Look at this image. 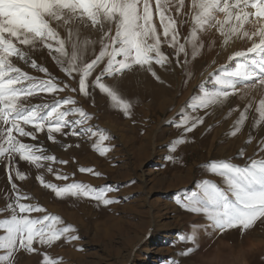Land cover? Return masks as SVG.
<instances>
[{
	"label": "snow or ice",
	"instance_id": "snow-or-ice-1",
	"mask_svg": "<svg viewBox=\"0 0 264 264\" xmlns=\"http://www.w3.org/2000/svg\"><path fill=\"white\" fill-rule=\"evenodd\" d=\"M60 28L66 35H61ZM84 30L97 33V37L82 36ZM205 37L211 40L209 50L216 42L212 37L219 39L221 48L237 40L248 46L229 56V61H235L234 68L222 66L213 73L209 82L214 87L208 89L202 84L185 106L188 112H182L174 121L173 126L183 128L185 135L169 145L170 153L187 142V133L204 124V116L191 113L223 107L230 97L240 93H258L259 98L253 95L242 110L232 109L239 116L230 135L235 137L250 115L253 128L264 125V0H0V164L4 165L10 185L5 193L6 205L0 208V216L7 213L0 218V264H18L19 252L36 253L40 247H51L62 238L67 243L79 239L72 234L76 231L73 226H58L63 223L60 217L33 215L45 213L46 209L27 202L33 197L15 182L28 178L20 170L19 162L36 169L45 168L44 162H68L57 160L56 156L46 154L42 145L25 142L23 138L36 141L38 134L43 133L48 141L59 143L56 134L65 139L98 136L95 150L100 155L110 151L103 147L109 135L88 125L93 117L76 106V99L57 98L69 85H62L47 67L38 64L33 53L47 50L67 77L78 76V88L70 91L91 97L98 90L110 98L113 107L130 117L132 104L122 99L116 86L106 80L135 71L150 73L163 83L157 68L186 71L189 58L195 60L205 50ZM164 47L172 49V53L162 51ZM90 48L91 58L85 59ZM21 65L43 73L44 77L31 75ZM45 95L52 96V101L32 103L33 97ZM210 114L205 111V115ZM252 139L250 135L248 143ZM61 147L67 149L72 145ZM238 158L244 163H234L232 159L207 162L206 172L222 178L223 187L203 180L196 185L197 191L175 201L183 210L202 215L207 228L221 234L232 229H240L243 234L258 221L264 222V140L253 156L245 158V150L241 149ZM167 160L175 163L176 156L170 154ZM46 171L53 173L51 164ZM79 171L100 175L92 168L81 167ZM55 177L69 179L59 172ZM36 179L60 199L88 198L105 207L119 203L107 197L112 186L96 189L79 182L57 186L46 181L43 174ZM194 228L184 238L193 245L199 231L198 226ZM192 251L188 248L183 255ZM42 264L59 261L43 254Z\"/></svg>",
	"mask_w": 264,
	"mask_h": 264
},
{
	"label": "rangeland",
	"instance_id": "rangeland-1",
	"mask_svg": "<svg viewBox=\"0 0 264 264\" xmlns=\"http://www.w3.org/2000/svg\"><path fill=\"white\" fill-rule=\"evenodd\" d=\"M60 29V32L64 30ZM64 32L61 35H65ZM208 39V37L204 38L206 47L202 54L195 60L189 58L190 63L187 65L186 71L184 70V74L181 72V76L183 75V81L180 84L181 92L173 96L170 95L171 101H174L175 98L182 101L165 106V96L156 98L155 95H158L153 92L151 96L145 97V88L142 87V83H138L139 96L142 99L137 107L139 111L136 115L124 120H117L113 124L108 123L103 117V120L101 119L100 106L96 103L95 98L93 103L87 102L88 113L93 111V114H90L93 119L88 122V125L91 122L92 125L95 123L94 129L103 130L109 135V139L103 145L110 149L106 155H100L94 146H91L93 142L95 144L98 142V136L87 138L85 140L87 143L84 141L86 144L84 147H77L71 136L66 140L59 134H56L59 143L45 140L47 138L43 133L38 134L36 141L23 138L25 142L36 145L40 143L38 146L42 145L46 150L49 148L46 154L56 155L57 160H64L68 163L44 162L45 168L36 169L26 162H19L20 170L27 173L28 178L15 182L22 191L33 197L32 202H27L37 203L46 209L45 213H34L35 216L54 214L53 216L60 217L63 223L58 226H73L76 231L72 234L78 235L79 239L71 243L61 239L51 247H40L38 252L32 254L21 251L17 256L18 264H42L43 254L59 261V264H264V252L260 251L262 248L253 247L250 243L253 242L254 245L260 243L264 247V222L258 221L252 229L243 234L240 229H232L221 234L207 228V221L202 215L183 210L175 202L177 199L190 195L192 191H197L196 185L203 180H209L223 187L222 178L206 172L207 162L232 159L234 163L242 164L244 160L238 158L241 149L245 150V158L251 157L257 153L260 141L264 140V125L253 128L252 115L235 137L230 135L239 116V112L232 111V109L239 107L242 110L253 95L257 96V99L259 98L258 93L248 92L247 95L240 93L230 97L229 102L223 107L191 113L204 116V124L199 125L193 132L187 133V142L179 145L175 153L169 152V145L185 135L183 128L174 127L173 123L179 119L182 112H188L185 106L194 94H197L200 86L203 84L208 89H212L214 85L209 81L213 73L218 72L222 66L230 70L233 69L227 57L228 53H222L224 56L221 54L219 39H214L216 42L210 50L207 47L211 40L209 39V42ZM243 45L247 44L243 42ZM162 51L172 53L173 50L164 47ZM91 55L90 48L85 59H90ZM33 58L37 60L38 64L47 67L62 85L70 83L69 88L59 93L57 98L72 97L73 92L70 91V88H73L74 84L78 85L75 83L78 81V76L75 79L67 77L47 55V50L33 53ZM21 66L23 69L25 68V71L26 69L28 72L31 71V75L44 77L43 73L31 69L27 65L26 67H24L25 65ZM134 77L135 75L130 79L135 80ZM112 80L107 79L106 82L110 83ZM94 94H98L105 101L107 100L105 95L98 91ZM86 98L88 99V97ZM52 99V96L45 95L42 98L38 96L32 98V103L51 102ZM205 111H210L211 114L205 115ZM230 112L231 114H229ZM115 114L117 113H114L113 118H115ZM250 135L253 139L251 143H248ZM67 141H71L70 145L75 149L69 147L72 149L70 151L69 148L61 147V150L63 149L61 151L59 146L69 144ZM170 154L176 156L175 163L167 160V156ZM49 164H51L54 173L49 174L55 176V173L59 172L69 177L68 180H57L56 177H53L55 179L51 180V183L63 186L79 182L96 189L112 186L107 197L118 200L119 203L105 207L102 204L98 205L94 200L84 198L75 205L76 198L70 196L63 198L64 201H61L63 199L60 198L57 199L56 196L52 197L54 201L49 197L41 200V197L37 196V189L43 187L36 185L37 176H33V174L34 172L38 174V171H44V169L47 172L46 167ZM81 167L92 168L100 175L81 173L79 171ZM9 190L10 185L4 165L0 164V208L5 207V193H8ZM51 194L54 195V193ZM73 203L74 206H72ZM65 205L68 206V209ZM6 215L7 213L0 218H4ZM152 223H156V227L153 229L150 225ZM194 226L199 228L195 245L184 240L196 230ZM150 230H154L153 233H150ZM0 234L3 233L0 232ZM139 238L142 240H138ZM34 247L39 246L34 245ZM188 248H192L193 251L189 255H183V252Z\"/></svg>",
	"mask_w": 264,
	"mask_h": 264
},
{
	"label": "bare ground",
	"instance_id": "bare-ground-1",
	"mask_svg": "<svg viewBox=\"0 0 264 264\" xmlns=\"http://www.w3.org/2000/svg\"><path fill=\"white\" fill-rule=\"evenodd\" d=\"M59 31H61V29H59ZM62 32H64V30L62 31ZM62 32H60V33H62ZM65 33V32H64ZM82 33H84L83 35H88V34H90L91 32L90 31H88V30H86L85 32L83 31ZM65 35H66V33H65ZM93 38H96L97 37V33H91L90 34ZM62 36H64V35H62ZM217 38V37H216ZM215 37H213V39H216ZM217 40V39H216ZM208 41H209V39H208ZM210 42V41H209ZM243 42L244 41H240V40H237V41H233V42H231L228 46H227V48H221V46H220V41H219V48H220V50H221V54L222 53H228V59H229V55H231L233 52H235V51H238V50H243V49H245L246 47H247V45H243ZM215 46V45H214ZM242 47V49H240ZM208 48V47H207ZM39 54V53H38ZM90 54V53H89ZM220 54V53H219ZM223 55V54H222ZM224 56V55H223ZM47 57V56H46ZM223 58V57H222ZM216 59H217V57H216ZM227 59V58H226ZM215 60V59H214ZM219 60H220V58H219ZM218 60V61H219ZM223 60V59H222ZM52 62V61H51ZM50 62V63H51ZM230 62V65H232L233 67L232 68H234V65H235V63H233L234 61H229ZM54 64V63H53ZM199 64V63H198ZM218 64V63H217ZM51 65V64H50ZM228 65V64H227ZM24 67H26V65L24 66ZM25 69V68H24ZM30 69V68H29ZM51 69V68H50ZM31 70V69H30ZM26 71H27V69H26ZM31 72V71H30ZM29 72V73H30ZM184 74V70H182L181 71V69L180 68H176L174 71H163V70H160V69H158L157 68V74L161 77V80L163 81V83H161L160 81H157L154 77H152L151 76V74L150 73H147V72H132V73H127L126 75H124L123 77H120V78H118V79H113L111 82H110V84H113V85H115L116 86V90H117V92H118V94L121 96V98L122 99H126V100H128L131 104H132V110H131V116H134V115H136V113L139 111L138 110V105H139V103H140V101L142 100L141 99V97L139 96V88H138V83H142L141 85H142V87H144L145 89V97H149V96H151L152 94H153V92H155V93H157V95L158 96H156L155 95V97L156 98H159V97H161V96H165L164 98H165V103H164V105L165 106H169V105H172L173 103H175V102H179V101H182V100H176V98L174 99V101L172 100H170L169 98L171 97V96H173V95H176L177 93H180L181 92V89H180V84H182L181 82L183 81V75L181 76V74L182 73ZM34 75V74H33ZM135 75V80H133V79H130L131 77H133ZM63 77V76H62ZM205 78V77H204ZM203 78V79H204ZM62 80V79H61ZM202 80V79H201ZM184 81H185V79H184ZM192 82V81H191ZM75 83L76 84H78V81H75ZM196 83H197V80H196ZM69 85H70V83H69ZM182 87H184V86H182ZM73 88H78V85H75L74 84V87ZM98 91V90H97ZM71 95V94H70ZM171 95V96H170ZM180 96V95H179ZM67 97V96H66ZM72 97L74 98V99H76L77 100V105L79 104V106H77V107H83L87 112H89V108H88V104H87V102H89V103H93V100H94V98H95V100H96V103L100 106V111H101V119L103 120V118L104 119H106V121H108V123H110V124H113L115 121H120V120H124V119H127V118H129V117H126L120 110H118L117 108H115V107H113V104H112V102H111V100H110V98L109 97H107L106 95H105V99H107L106 101L104 100V99H102L101 97H99V95L98 94H93L91 97H88V99L86 98V97H84L82 94H80L78 91L77 92H73L72 93ZM176 97V96H175ZM163 98V99H164ZM156 100V99H155ZM162 101H164V100H162ZM95 102V101H94ZM181 103V102H180ZM176 104V103H175ZM174 105V104H173ZM150 110H151V108H149ZM93 111H91L90 112V114H93L92 113ZM146 112V111H145ZM114 113H117V114H115L116 116H115V118H113V115H114ZM141 113V112H140ZM144 113V112H143ZM140 116V115H139ZM103 117V118H102ZM149 117V116H148ZM133 118V117H132ZM136 119V118H135ZM136 121H139V120H136ZM135 123V122H134ZM95 124V123H94ZM92 125V122L90 123V125L89 126H92V127H94L95 125ZM134 130H135V128H134ZM58 135V134H57ZM41 136V135H40ZM45 136V135H44ZM46 137V136H45ZM44 138V137H43ZM42 138V139H43ZM69 138V137H68ZM71 138H72V141H74L77 145H79V147H84L86 144L84 143V141L87 139V137H73V136H71ZM60 139V138H59ZM45 140H47V139H45ZM58 140V139H57ZM66 140H68V139H66ZM64 141V139L62 140V142ZM96 141V140H95ZM67 142H69V144H70V142L71 141H67ZM66 142V143H67ZM86 142V141H85ZM65 143V142H64ZM87 143V142H86ZM90 143V142H89ZM40 144V143H39ZM39 144H37V145H39ZM43 144V143H42ZM61 144V143H60ZM59 144V145H60ZM95 145V142H93V144L91 145V146H94ZM88 146V145H87ZM44 147V146H43ZM48 147V146H47ZM60 147V150H61V146H59ZM90 147V146H89ZM46 148V147H45ZM49 148H47V150H48ZM56 149V148H55ZM64 149V148H63ZM62 149V150H63ZM70 149V148H69ZM72 149H75V148H73L72 147ZM72 149H70V151L72 150ZM83 149V148H82ZM81 149V150H82ZM52 150V149H51ZM57 150V149H56ZM60 150H58V151H60ZM61 150V151H62ZM77 150H79V149H77ZM85 150V149H84ZM52 151H55V150H52ZM60 151V152H61ZM57 152V151H56ZM72 152H74V151H72ZM65 153V152H64ZM73 154V153H72ZM51 155V154H50ZM67 155V154H66ZM74 155V154H73ZM56 156V155H55ZM87 156V155H86ZM90 156V155H89ZM61 157V156H60ZM105 160V159H104ZM101 163V162H100ZM46 165V164H45ZM48 166V165H47ZM54 166V165H53ZM39 174H43L44 175V178H45V180L46 181H50V183H51V180H54L53 179V177H55V176H53L52 174H49V173H47V172H45V169H44V171H38V174L36 173L35 174V172H34V174H33V176H37V175H39ZM54 174V173H53ZM27 180V179H26ZM29 182V181H28ZM55 182V181H54ZM33 183H35V182H33ZM99 183V182H98ZM27 184V183H26ZM25 184V185H26ZM54 184V183H53ZM33 185V184H32ZM31 185V186H32ZM36 185H40L39 184V182H37V180H36ZM34 187V186H33ZM35 187H37V186H35ZM30 188V187H29ZM38 188V187H37ZM36 188V189H37ZM30 190V189H29ZM46 193H48L47 195H46ZM51 193H53L51 190H47V189H44V188H38L37 189V196H39V197H41L40 199L42 200V198L43 199H45V198H48L49 197V199L51 198L52 199V197H55V194L54 195H52ZM34 194V193H33ZM36 197V196H35ZM36 198H38V197H36ZM58 199V198H57ZM73 199V198H72ZM86 199V198H85ZM53 200V199H52ZM81 200H84V198H76L75 200H74V203H75V205H76V203L77 202H79V201H81ZM40 201V200H39ZM43 201H45V203H48V202H46V200H43ZM51 201V200H50ZM54 201V200H53ZM56 201V200H55ZM61 201H64V199L63 200H61ZM90 201V200H89ZM32 202V201H31ZM60 202V201H59ZM50 203V202H49ZM61 203H63V202H61ZM65 203V202H64ZM71 203V202H70ZM74 203H73V205L72 206H74ZM78 205V204H77ZM71 206V207H72ZM65 207L68 209V206L67 205H65ZM70 209V208H69ZM96 209V208H95ZM61 211V210H60ZM54 215V214H53ZM61 215V214H60ZM34 216H35V214H34ZM40 216V215H39ZM66 218V217H65ZM157 222V221H156ZM150 225H152V229L153 228H155L156 226V223H152V224H150ZM149 225V226H150ZM151 231V230H150ZM154 231V230H153ZM153 231H151L150 233H153ZM84 232V231H83ZM90 232V231H89ZM95 232V231H94ZM96 234V233H95ZM150 237V236H149ZM63 239V238H62ZM138 240H142V239H138ZM253 243V242H252ZM63 244V243H62ZM253 245V244H252ZM261 246V245H260ZM253 247H259L258 245H253ZM253 261V260H252Z\"/></svg>",
	"mask_w": 264,
	"mask_h": 264
},
{
	"label": "crops",
	"instance_id": "crops-1",
	"mask_svg": "<svg viewBox=\"0 0 264 264\" xmlns=\"http://www.w3.org/2000/svg\"><path fill=\"white\" fill-rule=\"evenodd\" d=\"M251 244H253L252 242H250ZM264 243V242H263ZM254 245V244H253ZM257 245L259 246V247H261L262 249L260 250L261 252H264V250H263V248L264 247H262V246H260V245H262V244H260V243H257ZM263 246H264V244H263Z\"/></svg>",
	"mask_w": 264,
	"mask_h": 264
}]
</instances>
